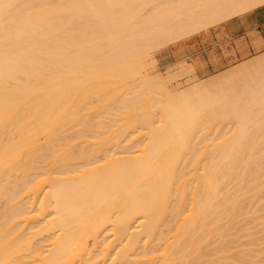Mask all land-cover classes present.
Listing matches in <instances>:
<instances>
[{"label": "bare ground", "instance_id": "1", "mask_svg": "<svg viewBox=\"0 0 264 264\" xmlns=\"http://www.w3.org/2000/svg\"><path fill=\"white\" fill-rule=\"evenodd\" d=\"M261 5L0 0V264L264 251V51L205 79L152 69L168 37Z\"/></svg>", "mask_w": 264, "mask_h": 264}, {"label": "rangeland", "instance_id": "2", "mask_svg": "<svg viewBox=\"0 0 264 264\" xmlns=\"http://www.w3.org/2000/svg\"><path fill=\"white\" fill-rule=\"evenodd\" d=\"M242 17L243 14L235 16L232 19L223 21L222 23L216 25H207L208 27L205 25L206 28L205 26H202V29L200 27L199 31L197 29V31H194V33H188L189 35L186 33V31L185 33L187 35L183 34V36H181V33H178L179 36L177 37V39L171 36L168 37L167 39H165L166 42L163 40L164 45L163 43H161L156 46L158 48H153L152 54L156 63H154L152 69L155 70L154 72L157 71L161 74H166V72L171 71L170 68L172 67L170 66H173L174 69L172 71L174 72V70L177 71L178 69H180V66L174 67V65L176 66L177 63L183 62L186 66L189 65L188 63H190L192 64L196 74L199 76L198 78L205 79L209 76L215 75L216 73H220L221 70L223 71V69H227L229 68V66L231 67L234 64H237L249 57L255 56L256 54L264 51L263 48L262 50H255L251 53L248 52L247 54L242 56L235 55L233 58H229V56L225 52L224 47L226 46V44L231 46L230 42L234 40L233 38L235 36L230 32L233 31V29L236 31H240V26L237 19H240ZM178 76L179 75H177V77ZM181 76H179L177 79L175 77L176 80H173L171 82L172 85H177L179 87L184 86L186 77L185 75L183 77ZM243 222L244 221L240 222V227L241 225H244ZM253 225L254 223L250 224L249 226ZM246 226H248V224ZM244 227H241L240 231L236 234L238 235L239 233H241L243 235L245 233ZM262 229L263 228L261 227V225L257 224L256 222V225L252 230H256V234H260L259 236H261L264 233V230ZM246 231L249 230L246 229ZM241 234H239V236H242ZM247 238L248 237H243L242 239L240 238V243H245L243 245L239 243L240 239H238L237 236H233L232 238L230 237V239L232 240H230V243H227L229 244L227 247L222 248V245H220L219 243H215V246L214 244L211 245L212 248H210L211 246L207 247L206 251H210L207 252V255L201 258L202 261L197 260L190 262L189 264H236L235 259L238 256V252H241V250L243 249H247L249 254L248 256H245L246 260L242 264H264V251H256L257 248H260L261 245L246 246ZM161 252L162 251H160L159 254H161Z\"/></svg>", "mask_w": 264, "mask_h": 264}, {"label": "crops", "instance_id": "3", "mask_svg": "<svg viewBox=\"0 0 264 264\" xmlns=\"http://www.w3.org/2000/svg\"><path fill=\"white\" fill-rule=\"evenodd\" d=\"M237 20L240 31L233 29L230 33L235 35L234 40L230 42L231 46L226 44L224 47L229 58L262 50L264 48V5L243 14V17Z\"/></svg>", "mask_w": 264, "mask_h": 264}]
</instances>
